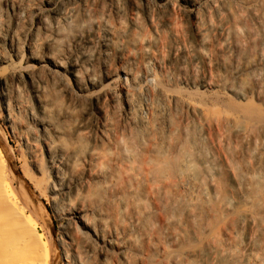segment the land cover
Segmentation results:
<instances>
[{"label": "bare ground", "instance_id": "6f19581e", "mask_svg": "<svg viewBox=\"0 0 264 264\" xmlns=\"http://www.w3.org/2000/svg\"><path fill=\"white\" fill-rule=\"evenodd\" d=\"M0 68V264H264V0H0Z\"/></svg>", "mask_w": 264, "mask_h": 264}, {"label": "rangeland", "instance_id": "374dc122", "mask_svg": "<svg viewBox=\"0 0 264 264\" xmlns=\"http://www.w3.org/2000/svg\"><path fill=\"white\" fill-rule=\"evenodd\" d=\"M3 72V69L0 68V75L2 74ZM0 135L4 138H7L9 139L11 142H10V145L11 147L14 149V151L16 152V154L18 155L19 154V144L17 142H15L12 138H11V135H10V132H9V128L7 126V124L5 123V116L1 113L0 114ZM62 225V222L60 221H55V227L56 229H58L60 226Z\"/></svg>", "mask_w": 264, "mask_h": 264}]
</instances>
